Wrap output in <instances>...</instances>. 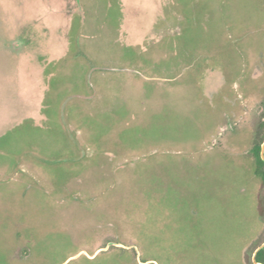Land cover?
Instances as JSON below:
<instances>
[{"label":"rangeland","instance_id":"obj_1","mask_svg":"<svg viewBox=\"0 0 264 264\" xmlns=\"http://www.w3.org/2000/svg\"><path fill=\"white\" fill-rule=\"evenodd\" d=\"M263 97L264 0H0V264H240Z\"/></svg>","mask_w":264,"mask_h":264},{"label":"flooded vegetation","instance_id":"obj_2","mask_svg":"<svg viewBox=\"0 0 264 264\" xmlns=\"http://www.w3.org/2000/svg\"><path fill=\"white\" fill-rule=\"evenodd\" d=\"M184 33H185V29H183L181 27V32L179 33V35L182 36L181 40L184 38L183 37L184 36ZM251 79H254V77H251ZM226 87H227V82H226ZM226 87L225 86L222 87V91L225 90ZM222 93L225 94V92H222ZM217 98L221 99L219 95H217L215 97L216 100H217ZM225 99L228 101V98L227 97H225ZM261 104H263V106H264V97L262 99ZM263 120H264V117L259 122L258 121H254V123L251 124L252 126H250V132H251V130H253L252 131L253 137L251 138L252 139V143H251V146H250L249 150L246 153L247 156H250L251 158H253L254 172H255V175L258 177V179L260 181V184H261V189H260L261 195H260V199H261V204H262V208H263V213H262V216H261V220H262V225H261V229H260L261 230V234L258 237V240H252V239H249L248 238V240L246 242L240 244V249H239V250H241L240 251L241 252V262H240V264H264L263 261H260L257 258L258 253L262 249H264V183H263L262 179L260 178V176H258L256 174V170H255L256 169V157H255V155L253 153V147L255 145V142L258 140V138L260 137V135L262 133V130H261V127H260V123ZM243 124H245V123H242L241 125H243ZM229 127H230V129H235V130H236V128L238 129V127H232V125H230ZM263 143H264V140L262 142V146H263ZM261 157L264 160V157L262 156V147H261ZM235 241L238 242V240H235ZM118 246L119 247H123L125 249H135L136 250V248L135 247H132L131 245H124V246L118 245ZM27 248H28L27 249V253L30 254L31 251H30L29 247H27ZM19 252L20 251H18V253ZM136 252H137L136 258H137V260H138L139 263H141V264H151V263H154V262H152L151 259H146V260L140 259L141 258V255H139V253H138L137 250H136ZM24 255H23V257H24ZM154 264H156V263H154Z\"/></svg>","mask_w":264,"mask_h":264},{"label":"trees","instance_id":"obj_3","mask_svg":"<svg viewBox=\"0 0 264 264\" xmlns=\"http://www.w3.org/2000/svg\"><path fill=\"white\" fill-rule=\"evenodd\" d=\"M260 127L262 130V133L260 135V137L258 138V140L255 142V145L253 147V153L256 157V174L258 176H260V178L262 179L263 183H264V160L261 157V147H262V142L264 140V120L261 121L260 123ZM120 248V255H119V263L120 264H141L138 262L136 256H137V252L135 249H125L123 247H119ZM258 260L263 261L264 262V249H262L257 256ZM154 264V263H151Z\"/></svg>","mask_w":264,"mask_h":264},{"label":"water","instance_id":"obj_4","mask_svg":"<svg viewBox=\"0 0 264 264\" xmlns=\"http://www.w3.org/2000/svg\"><path fill=\"white\" fill-rule=\"evenodd\" d=\"M262 156L264 157V143H263V146H262Z\"/></svg>","mask_w":264,"mask_h":264}]
</instances>
